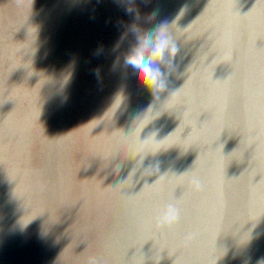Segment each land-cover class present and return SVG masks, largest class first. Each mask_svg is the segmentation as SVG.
Instances as JSON below:
<instances>
[{
	"label": "bare ground",
	"instance_id": "obj_1",
	"mask_svg": "<svg viewBox=\"0 0 264 264\" xmlns=\"http://www.w3.org/2000/svg\"><path fill=\"white\" fill-rule=\"evenodd\" d=\"M43 7L20 32L62 38L37 93L47 97L23 111L20 84L0 76V149L19 159L8 141L20 149V127L45 117L49 208L41 216L35 186L11 215L0 203V264H264V0H136L139 23L166 22L179 49L154 89L114 68L134 43L120 42L133 21L119 0ZM2 41L3 58L26 63L23 42Z\"/></svg>",
	"mask_w": 264,
	"mask_h": 264
},
{
	"label": "rangeland",
	"instance_id": "obj_2",
	"mask_svg": "<svg viewBox=\"0 0 264 264\" xmlns=\"http://www.w3.org/2000/svg\"><path fill=\"white\" fill-rule=\"evenodd\" d=\"M55 1L56 0H2V1L0 0V21H1L0 22V32H1L0 36L1 35L3 36V37L2 36L0 37V50H2V47L4 46L2 38H4V36L6 37V36L10 35V40L12 42V46H13L14 50H16V48H17L16 45H18L19 42H21V43L23 42L22 43L23 44L22 51H24V52L21 53V54H25L26 57H27L25 59L26 63L23 64V62H21V60H20L21 56L17 55L16 51L12 52V54H10V55L6 54L8 52H5V57L4 58H3V56L0 55V76H2L5 81H6V79L10 78L16 84H20L19 85L20 87H18V92H19V94H21L20 95V99H22V104L23 105H21L20 109H22L23 111L26 110V109H28L29 111H32L33 109L37 108L39 105H41L42 103L45 102V99H46L47 96L46 97H42V96L38 95L37 93L40 92L41 95L45 96L44 88H45L46 83H47L46 77H48L47 76V71H46V64H47L46 62H50L49 58L50 59H52V58H51V56H49V53H50V51H52V52L56 51V44L60 43L62 38H60L59 36L57 37V35H59V34H58V32H55V31H51L50 34H52L56 38H51V37L49 38L48 35L45 33V31L41 30L39 28L38 29L29 28L28 31H25L27 29V28H25L22 32H20L21 31V26L20 25L23 24V22L29 23L31 21L33 23H36L37 19L40 18V16L43 14V12H47L46 11L47 9L44 10L43 6H46L48 4L49 5L54 4ZM10 3L11 4L13 3L14 5H11ZM2 4H5V5H2ZM7 9H9V10H7ZM2 11L4 13H6V14H4ZM48 14L51 15L52 11H49ZM55 15L58 17L57 21L55 22L56 23L55 27L57 28L58 27L57 25L59 23L58 20H59V17H60L61 14L58 15V13H55ZM8 17H11V19H9ZM2 28H4V29H2ZM3 32H5V33H3ZM58 40H59V42H58ZM26 42H27V44H26ZM43 43H49L48 46H47V50L46 51L44 49L42 51L40 50V49H42V44ZM2 44H3V46H2ZM58 51H59V49H58ZM11 59H13V60H11ZM7 62H9V64ZM42 73H43L44 76L42 75ZM0 79H2V78H0ZM1 85H2V81L0 80V86ZM1 89H3L2 86L0 87V92H1ZM0 103H1L0 104V106H1L0 109L1 110H2L3 107H5L7 109L6 105L5 104L3 105L4 102L2 100H0ZM30 103H32V104H30ZM5 108H3V110H5ZM5 112H7V111H5ZM31 113H33V112H31ZM19 116L20 115L17 114V119H18ZM39 116L36 118L37 120L35 119V121H33V124H32V121L30 120L29 122H26L23 126L20 127V132L22 131L20 134H22L23 138L22 137H21L22 139L19 138V141L16 143L15 147H17V145H18V147L21 146V148H20L21 150L17 149L15 151L14 147L11 146L12 142H10V141L12 139L8 141L9 143H8L7 147L5 148V150L8 149V150H6V152L13 153V154H16L15 152H17V155L20 156L19 159H16V161H13V162L10 159L6 160L7 158L13 157V156L5 155L4 154L5 152L4 151L2 152L1 149H0V201H1L0 203H1V205H3V204L5 205L4 211H3V213L5 212L4 214H6L8 209H11V210H9L7 212L8 214L11 215V213L14 212L13 209L15 207H19L20 200L22 202V200H25V198H26L25 197V198L21 199V197L23 196V195H21V193L22 192L23 193L24 192H28V188L27 187H31V186L32 187L33 186L39 187L41 200H43V203H41V205L37 204L36 207L39 208V206H40L39 210H41V216L43 214L44 207L47 206L49 208V203H47L45 201L46 200L45 196L42 195V190L44 188L45 181H47V179H48V176H45L43 174L44 173L43 172L44 169H43V171L40 170V169H42L40 167L44 166V164L47 163V161H48V160L47 161L44 160V155H43V153L45 152L44 150H46L45 146L47 147L49 145V143L46 141L47 140V136L46 135H47L48 132H47V124L44 121L45 117L44 116L42 117L41 115H39ZM38 118H40V119H38ZM39 121L41 122L40 124H39ZM45 124H46V126H45ZM0 128H1L0 132H2V131L5 132V128H3L2 125H0ZM31 128H32V130H31ZM42 139H43V141H42ZM14 166H15V168H17V166L19 167V169H17V171L14 173L15 176H14V174L13 175L9 174L10 173L9 171H11V169H13ZM32 172H33V174H31ZM25 174H26V178H25ZM33 175H34V178H32L30 180V176H33ZM13 177L17 181L14 180ZM2 180H3V182H2ZM25 182H27L26 183L27 185L24 184ZM29 182H31V183L33 182L32 185ZM11 187H13V188H11ZM23 187H24V189L25 188L26 189L24 190ZM6 191H7L8 194L6 193ZM4 193H5V195H4ZM2 197H3V199H2ZM16 197H17V199H16ZM11 198H12L13 201H11ZM7 202H8V204H7ZM10 207H12V208H10ZM1 217L2 216H0V218ZM29 226H30V223H28V225L25 224L24 227H21L20 229H22V230L19 232V234L20 235L27 234V232H28L27 230H28ZM2 231L3 230L1 229L0 230V241H2V236H3V232ZM40 233H41V231H40ZM8 234L11 237V234L9 232H8ZM31 235H32V233H31ZM38 235H39V233H38ZM26 240H27V237H26ZM38 247H39V245H38ZM35 249H37V247ZM21 252H23L22 248H21L20 251H18L19 255H21ZM23 255H24V252L22 253L21 256H23Z\"/></svg>",
	"mask_w": 264,
	"mask_h": 264
},
{
	"label": "clouds",
	"instance_id": "obj_3",
	"mask_svg": "<svg viewBox=\"0 0 264 264\" xmlns=\"http://www.w3.org/2000/svg\"><path fill=\"white\" fill-rule=\"evenodd\" d=\"M119 3L133 21L127 25V32L122 34L120 42L126 38L127 33H130L134 43L122 55V62L121 57H117L114 68L118 66L125 73H131L151 89L166 87L165 72L161 62L171 58L175 67V57L172 53L179 51L177 44L174 41L170 42L164 31L167 28L166 22L151 23L150 27H143L139 23L140 14L135 7L136 0H119ZM156 16L157 13L153 12L145 20L150 23ZM120 42L116 45L117 49Z\"/></svg>",
	"mask_w": 264,
	"mask_h": 264
}]
</instances>
